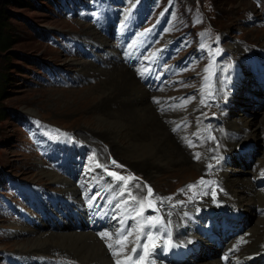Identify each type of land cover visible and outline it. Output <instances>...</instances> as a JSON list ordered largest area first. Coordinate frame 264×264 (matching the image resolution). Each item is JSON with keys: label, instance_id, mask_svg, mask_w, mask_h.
Masks as SVG:
<instances>
[{"label": "rangeland", "instance_id": "374dc122", "mask_svg": "<svg viewBox=\"0 0 264 264\" xmlns=\"http://www.w3.org/2000/svg\"><path fill=\"white\" fill-rule=\"evenodd\" d=\"M0 15V44L6 40L0 46V264H41L17 257L19 242L32 237L34 231L60 232L64 225L80 230L78 222L83 230L88 229L85 204L82 218L59 185L42 170L75 180L97 159L105 172L138 193L146 218H152L148 208L162 203L159 192L172 193L187 180H178L173 189H168L163 178H159V186L145 183V175L124 165L115 153L106 155L103 145L86 140L89 114L78 104L93 93L89 86L98 78L83 79L76 73L86 71L90 64L105 70L123 64L152 94L158 112L179 110L189 116L187 124L197 123L211 143L217 135H225L227 124L248 122L245 136L230 152L221 153V137L209 152L216 153L213 159L222 154L226 169H235V179H247L258 186L248 171L258 168L264 149V77L260 69L264 64V0H0ZM165 16L170 24L163 35L159 22ZM207 20L221 31L219 35L211 32ZM156 34L159 43L152 53L169 48L174 57L163 67L167 75L162 80L145 75L149 64L142 63L138 54L141 43L156 39ZM202 38L206 44L201 48ZM215 41L222 43L220 50L213 46ZM101 43L105 50L99 48ZM172 66L176 69L170 71ZM228 72L237 74L232 78L235 88L228 89L236 94L212 98L213 90L226 83ZM175 97L187 101L176 107L169 101L175 104ZM90 117L95 121L97 116ZM187 124L180 122L176 129L185 131ZM182 139L194 153L196 144L189 134ZM217 165L218 161L209 167ZM198 181L187 185L192 188ZM183 192L180 189L179 195L186 197ZM203 193H188L186 202H197L200 207L208 204ZM158 196L161 199L155 200ZM197 196H205V202H198ZM211 207L215 209V204ZM241 212L245 215L244 229L258 220L254 205ZM140 225L138 221L136 229ZM16 229L25 230L18 235ZM190 229L199 236L186 247L198 244L201 251L188 261L217 258L222 253L202 238L200 231L206 230L203 223ZM104 230L101 234L105 235ZM152 239L153 249L156 239ZM54 260L50 258L45 264H56Z\"/></svg>", "mask_w": 264, "mask_h": 264}, {"label": "bare ground", "instance_id": "6f19581e", "mask_svg": "<svg viewBox=\"0 0 264 264\" xmlns=\"http://www.w3.org/2000/svg\"><path fill=\"white\" fill-rule=\"evenodd\" d=\"M104 47L105 44L101 43L99 48L105 50ZM76 74L82 75L83 79L98 78L94 85L89 86L93 93L83 98L84 100L80 101L81 105L78 104L83 112L89 114L88 126L84 131L87 135L86 140L96 141L103 145L106 155L115 153L124 165L138 170L142 176L145 175L147 179L145 183L159 186L160 184L157 185L158 180L163 178L167 181L168 189H173L178 180L187 179L183 186H179V189H175L172 193L165 190L159 192L164 199L159 196L155 199L162 201V203L156 202L155 204L162 217L169 223L163 221L165 229H171L175 236L174 239L169 240L172 247L190 245L197 240L198 232L190 231V228L195 229L196 227L192 216L196 218L204 210L212 209L215 195H219V198L234 210L236 207L239 211L248 212L251 205H254L256 209L264 207L263 188L255 187L247 179H235L233 177L235 169L230 167L226 169L222 154L218 159H213L216 153L212 154L209 151L216 148L215 142L220 140L221 136L217 135V140L211 143L197 123L187 124L189 116L187 117L179 110L169 113L158 112V108L151 101L152 94L145 90V86L139 82L135 73L129 68L122 64L105 70L90 64V68H86V71L79 69ZM91 115L97 116L95 121L92 120ZM180 122L188 125V128H185L187 130L176 129ZM249 125L248 122L227 124L225 135L221 137L223 145L221 153L230 152L245 136ZM186 133L196 144L194 153L188 151L184 145L182 136ZM206 141H210V144L207 145ZM261 153L258 168L248 171L251 175L253 174L255 184L264 168V149ZM217 161V167L213 169L209 167V165H215ZM42 173L53 183L59 185L61 192L67 196L79 217L83 218L84 207L90 208L96 200L102 203L105 219L110 224L108 223L104 231L105 235L101 232L94 234L89 228L80 229L83 231L70 230L64 223H62L64 229L60 232L37 233L34 231L32 237L19 242L21 244L18 243L17 251L20 255L17 257L25 259L26 262L37 261L36 263L41 264L47 263L53 257L55 258L53 262L56 264H118V262L119 264H172L169 261L165 263L160 260V241L156 242L152 249L150 244H153V239H147L152 232H158L156 223L154 231L147 229L142 233L135 229L137 214L142 208L138 193L126 188L113 175H108L99 160L92 161L83 174L75 180L62 179L53 171L42 170ZM196 174L198 176L192 178ZM200 176H203L202 179H210V182L203 183ZM196 179L199 181L195 186L191 188L187 185L188 182H194ZM213 180L221 181L226 193L221 194L222 190L214 188ZM106 184L114 186V190L117 191L116 198L110 195L103 197V190H110L104 187ZM140 189L142 188L137 190ZM180 189H183V195L186 197L179 195ZM202 190L205 191L208 204L200 207L197 202H186L188 193L196 196V192ZM85 194L87 198L84 197ZM84 199L87 201L85 206ZM184 202L186 203L183 204ZM169 206L172 209H166ZM95 211L101 215L96 209ZM257 214L258 220L252 227L244 229L237 240L230 239V246L227 249L237 248V252L231 257L232 264H254V260L264 258V215ZM129 221L133 222L131 226L133 232L129 237L124 238L122 236ZM18 230L16 229L15 233L20 235L25 229ZM138 236L139 239H137ZM117 240L121 242L117 243ZM110 244L111 247H109ZM185 264L222 263L218 256L210 259L198 257Z\"/></svg>", "mask_w": 264, "mask_h": 264}, {"label": "snow or ice", "instance_id": "6c2138e0", "mask_svg": "<svg viewBox=\"0 0 264 264\" xmlns=\"http://www.w3.org/2000/svg\"><path fill=\"white\" fill-rule=\"evenodd\" d=\"M197 158H199L198 155H197ZM190 187H191V186H190ZM149 192H151L150 189H149ZM130 234H131V233H129V235H130ZM102 238H103V237H102ZM125 238H126V237H125ZM139 238H140V237L138 236L137 239H139ZM152 238H153V237H152L151 235H148V236H147V239H148V240H151ZM120 242H121L120 240H117V243H120ZM109 247H111V244L109 245ZM118 264H119V262H118Z\"/></svg>", "mask_w": 264, "mask_h": 264}, {"label": "trees", "instance_id": "16d2710c", "mask_svg": "<svg viewBox=\"0 0 264 264\" xmlns=\"http://www.w3.org/2000/svg\"><path fill=\"white\" fill-rule=\"evenodd\" d=\"M12 1H16V2L18 3V2H20V1H22V0H12ZM1 17H2V15H0V18H1ZM3 41H4V43H6V40H3ZM4 43H3V44H0V46L3 47Z\"/></svg>", "mask_w": 264, "mask_h": 264}]
</instances>
